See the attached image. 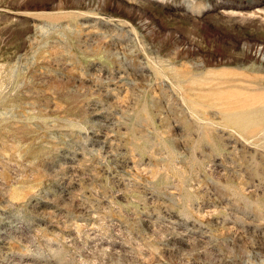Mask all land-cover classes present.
Returning <instances> with one entry per match:
<instances>
[{"label": "rangeland", "instance_id": "1", "mask_svg": "<svg viewBox=\"0 0 264 264\" xmlns=\"http://www.w3.org/2000/svg\"><path fill=\"white\" fill-rule=\"evenodd\" d=\"M0 264H264V0H0Z\"/></svg>", "mask_w": 264, "mask_h": 264}]
</instances>
